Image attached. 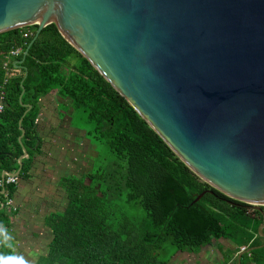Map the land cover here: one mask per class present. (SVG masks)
Listing matches in <instances>:
<instances>
[{
    "label": "trees",
    "instance_id": "obj_1",
    "mask_svg": "<svg viewBox=\"0 0 264 264\" xmlns=\"http://www.w3.org/2000/svg\"><path fill=\"white\" fill-rule=\"evenodd\" d=\"M36 29L0 34V182L1 172L14 173L23 155V116L28 157L19 177H28L32 157L41 152L38 102L47 95L57 94L72 112L85 113V136L97 162L91 172L61 179L67 204L43 218L50 239L35 264H170L176 254H197L220 241L230 246L222 264H235L242 248L263 245L260 212L222 195L179 161L54 24L42 29L16 68ZM16 50L19 57H11ZM22 89V104L31 105L25 114ZM16 182L0 186V224L9 231L16 209L8 202ZM9 251L0 247V253ZM240 264H264V248L244 254Z\"/></svg>",
    "mask_w": 264,
    "mask_h": 264
},
{
    "label": "water",
    "instance_id": "obj_2",
    "mask_svg": "<svg viewBox=\"0 0 264 264\" xmlns=\"http://www.w3.org/2000/svg\"><path fill=\"white\" fill-rule=\"evenodd\" d=\"M50 24L198 178L264 207V0H0V34L37 26L16 68Z\"/></svg>",
    "mask_w": 264,
    "mask_h": 264
},
{
    "label": "crops",
    "instance_id": "obj_3",
    "mask_svg": "<svg viewBox=\"0 0 264 264\" xmlns=\"http://www.w3.org/2000/svg\"><path fill=\"white\" fill-rule=\"evenodd\" d=\"M5 66L4 64L3 67ZM1 99L2 93L0 92V103ZM59 108L67 109L64 116H62ZM71 115L72 110L68 100H62L57 94L42 97L38 102L36 118V129L41 139V152L32 157V166L28 177L25 179L19 177L22 162L28 157L26 149L23 148V143L22 149H25L26 155H24L23 150V155L17 160V170L14 173L1 172V181L3 180L2 178L10 176L7 174L14 175L17 179L16 190L8 204H11L16 209L10 233L16 232L17 239L15 240L14 250L18 254H20L18 248L22 249L21 253L23 255L26 256V253H28L26 241L32 240L33 242L29 245H35L38 239V233H35V231H39L38 221L41 220L42 227L45 229L43 218L53 212H62L66 207L67 201L60 186L61 179L72 176L74 170L77 171L79 166L88 163L79 162V158L74 155L77 150L76 147L79 149L82 147L87 150L91 146L87 136H85L84 129L72 126ZM77 142H79V145H77ZM77 174H79L78 171ZM2 207L0 205V209ZM15 219L18 220V224H24L26 230H30L24 235L25 239L21 237V232L20 235L17 233V231H20L21 225H18V228H13ZM30 232H32V237L28 235ZM45 234L49 238V233L46 229ZM22 239L25 241L23 242ZM229 250L230 246L228 243L220 241L212 243L211 246L202 249L197 254H176L170 264H222V257ZM237 255L235 264H237Z\"/></svg>",
    "mask_w": 264,
    "mask_h": 264
},
{
    "label": "rangeland",
    "instance_id": "obj_4",
    "mask_svg": "<svg viewBox=\"0 0 264 264\" xmlns=\"http://www.w3.org/2000/svg\"><path fill=\"white\" fill-rule=\"evenodd\" d=\"M59 111H61L62 112V116H64L65 113L67 112V109L59 108ZM71 120H72V126L75 127V128L85 129L87 127H90V124L87 123V116H85L84 112H81V111L72 112ZM77 145H79V142H77ZM76 149L77 150L74 152V155H76V158H79V162L80 161L81 162H88L85 165L79 166V168L77 170L78 173L82 174L84 172L93 171L94 167L96 166V162H97V159L95 160V157L93 156V155H95V153L91 149L85 150L82 147L80 149L78 147H76ZM78 149H79V151H78ZM106 153H107V148L105 147V149H103V151H102V156H104L105 158L107 157ZM82 157H83L84 160L81 159ZM77 171L74 170V174L73 175H78ZM249 206H251L253 209H255V207H261L260 205H257V204L256 205H249ZM261 208L264 209V207H261ZM17 221L18 220L15 219L13 228H18V225H21V229H19L20 231H17V233H18V235H20V232H21V237L24 238V235H26V233L28 231H30V230H26L25 227H24V224H18ZM38 222H39V228H38L39 231H35V233H38V239L36 240L35 245H29V244H31L33 242L32 240L26 241V245H27L26 249L28 248V253H26V256L25 255L24 256L26 258H28L29 260H32V256L30 255L31 253H37L38 254L37 257L41 256V255H44L45 254V247L48 244L49 239H50V238L46 237V234L44 235L45 229H43V227H42L41 220L38 221ZM30 225H31V222H30ZM31 233L32 232L28 233V235H31V237H32ZM12 235H13L14 241H15L17 239L16 238V232L12 233ZM41 240H42V242L40 243ZM24 241L25 240H23V242ZM18 250L20 251V254H22L21 253L22 249L18 248Z\"/></svg>",
    "mask_w": 264,
    "mask_h": 264
},
{
    "label": "clouds",
    "instance_id": "obj_5",
    "mask_svg": "<svg viewBox=\"0 0 264 264\" xmlns=\"http://www.w3.org/2000/svg\"><path fill=\"white\" fill-rule=\"evenodd\" d=\"M0 247L9 249L8 253H0V264H35L37 253H31L32 260L15 252V241L10 231L0 224Z\"/></svg>",
    "mask_w": 264,
    "mask_h": 264
},
{
    "label": "built area",
    "instance_id": "obj_6",
    "mask_svg": "<svg viewBox=\"0 0 264 264\" xmlns=\"http://www.w3.org/2000/svg\"><path fill=\"white\" fill-rule=\"evenodd\" d=\"M21 54V50L12 51L10 56L11 57H19ZM4 109V102H3V96L0 103V114L3 112ZM16 182V177L14 176H7L0 182V186L3 187L5 184H14ZM10 203V202H9ZM245 249L242 248L241 251H244Z\"/></svg>",
    "mask_w": 264,
    "mask_h": 264
}]
</instances>
